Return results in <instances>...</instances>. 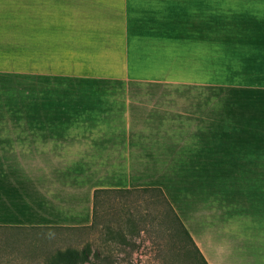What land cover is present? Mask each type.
I'll return each instance as SVG.
<instances>
[{
    "label": "crops",
    "instance_id": "obj_1",
    "mask_svg": "<svg viewBox=\"0 0 264 264\" xmlns=\"http://www.w3.org/2000/svg\"><path fill=\"white\" fill-rule=\"evenodd\" d=\"M49 2L32 43L29 4L16 39L0 0V228L86 226L93 189L157 186L206 264H264V0Z\"/></svg>",
    "mask_w": 264,
    "mask_h": 264
},
{
    "label": "rangeland",
    "instance_id": "obj_2",
    "mask_svg": "<svg viewBox=\"0 0 264 264\" xmlns=\"http://www.w3.org/2000/svg\"><path fill=\"white\" fill-rule=\"evenodd\" d=\"M106 2H109L107 13L113 14L118 0ZM40 3L51 2L15 0L16 39L21 38L18 33L21 32L22 12L28 4L31 9L32 43L40 32L46 34L53 31V21H44L41 28L37 24ZM47 77L32 78V93L92 91V85L68 84ZM215 183L219 185V192H225L227 190H222V184L233 186L241 182H208L212 189ZM254 183L256 192L258 188L264 189V182ZM160 191L169 203L161 188ZM175 195L176 199L181 198L182 191ZM179 239L185 241L159 191L110 193L100 196L95 224L91 226L0 228V264H201L191 245L186 244L189 254L175 250L173 243ZM84 254L88 259H83Z\"/></svg>",
    "mask_w": 264,
    "mask_h": 264
},
{
    "label": "trees",
    "instance_id": "obj_3",
    "mask_svg": "<svg viewBox=\"0 0 264 264\" xmlns=\"http://www.w3.org/2000/svg\"><path fill=\"white\" fill-rule=\"evenodd\" d=\"M136 190H141V191L157 190V191H159V193H161V196H162L163 200L167 204L168 209H169L172 217H174V220H175V222H176V224L178 226L179 234H181V236H183L185 238V241H182V240L179 239V240L175 241V243H173V245H175V247H174L175 250L181 251V253L189 254L188 253L189 249L186 247L187 246L186 244H189V245H191L194 254L198 257V260L201 262V264H206L205 260L203 259L202 255L200 254L198 248L196 247V245L192 241L190 235L188 234L187 230L183 226L182 222L180 221V219L178 218L177 214L174 212L173 208L170 206L168 201H166V198L163 196L162 192L160 191V188H158V187L95 188V189H93V191H92L91 222H90V224H88L86 226H91V225L95 224L97 203L99 202V198H100L101 195L103 196V195H107V194H110V193H129V192H133V191H136ZM83 256H84L83 259H85L87 257L86 254H84ZM94 257H97V254H94ZM86 259H88V258H86Z\"/></svg>",
    "mask_w": 264,
    "mask_h": 264
}]
</instances>
